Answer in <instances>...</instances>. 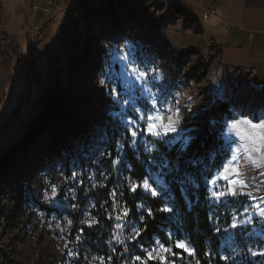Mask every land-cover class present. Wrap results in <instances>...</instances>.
Listing matches in <instances>:
<instances>
[{
    "label": "rangeland",
    "instance_id": "obj_1",
    "mask_svg": "<svg viewBox=\"0 0 264 264\" xmlns=\"http://www.w3.org/2000/svg\"><path fill=\"white\" fill-rule=\"evenodd\" d=\"M248 1L264 6V0ZM29 2L0 0V151L14 147L40 113L49 89L59 92L65 107L32 141L14 148L0 174V264H101V260L109 264L90 248L83 233L84 227L95 225L94 197L108 185L113 240L126 251L120 264L161 263L147 256L163 244L159 240L145 251V259L127 256L137 231L117 194V166L111 167L102 150L93 151L104 142L96 127L113 123L127 130L126 120H133L143 129L140 115L158 114L157 123L166 124L178 111L177 131L157 139L186 141V119L215 100L226 102L234 118L243 113L258 122L256 117L264 116V87L250 83L243 71L247 67L243 53L237 52V60L229 45L228 34L234 39L242 28L240 0H113L112 4L80 0L67 13L63 28L61 9L55 11L57 22L46 20V30L33 49L28 40ZM209 5L216 7L217 17L203 20L202 9ZM180 7L185 16L178 14ZM240 39L244 48L247 38L242 34ZM6 47L11 50L5 54ZM15 48L30 55L40 71L31 74L30 81ZM225 54L237 62L227 65ZM5 58L13 60L14 70L7 68ZM75 114H84L82 121L75 122ZM230 122L223 133L229 153L223 165L232 155L229 145L242 143L235 130L229 135ZM146 136L153 137L141 131L130 146L137 148L138 140ZM241 155L238 168L233 171L230 166L227 179L219 178L220 169L211 178H216L215 184L208 181L209 199L217 212L219 252L226 264H264V256L250 251L264 250V217L255 207L264 208V167H255ZM253 155L264 164L259 154ZM124 180L133 185L129 178ZM149 183L160 195L162 179L155 174ZM213 191L225 195L216 201ZM233 220L238 224L235 229L230 227ZM174 245L165 246L175 252ZM159 254L167 255V264H190L180 254Z\"/></svg>",
    "mask_w": 264,
    "mask_h": 264
},
{
    "label": "trees",
    "instance_id": "obj_2",
    "mask_svg": "<svg viewBox=\"0 0 264 264\" xmlns=\"http://www.w3.org/2000/svg\"><path fill=\"white\" fill-rule=\"evenodd\" d=\"M108 1L113 3V0ZM185 13V9L180 7L178 14L185 16ZM194 18L192 16L191 20ZM10 50L6 47L3 53ZM12 50L17 55L18 62L26 66L25 79L30 81L31 74L40 71H37L30 55H22L16 48ZM4 60L7 61V68L14 70L13 60ZM11 81L12 74L8 78V82ZM64 107L59 92L49 89L42 98L40 113L14 142V147L0 151V174L8 166L14 148L32 141L46 124L56 121V115ZM233 118L226 102L215 100L186 119L183 127L187 131L186 141L168 143L146 136L144 140H138L137 148L130 146L132 139L126 129L113 123L98 124V135L104 142L93 151L99 154L102 150V155L109 157L112 168L113 160L121 161L117 165L120 174L117 179V194L128 212L131 226L136 231L140 230V235L132 243H128L130 245L127 250L131 251L127 255L129 259L131 255L145 259V251L154 245L155 240L168 246L182 239L195 254L187 255L175 247L173 250L188 259L190 264H226L219 252V237L214 222L217 212L209 199L207 188L208 181L228 159L223 133L226 121ZM146 143H150L152 147H146ZM90 150L86 148V152ZM155 174L164 184L158 196L145 193L141 187L132 191V186L124 180L127 177L135 184L144 179L151 180ZM94 198L96 223L92 227L83 228L84 236L89 240L90 248L101 254L109 264H120L126 251L122 244L117 243V239L113 240L114 219L108 216L110 185L99 191V195ZM165 207L171 211H162ZM146 264L161 263L147 260Z\"/></svg>",
    "mask_w": 264,
    "mask_h": 264
},
{
    "label": "snow or ice",
    "instance_id": "obj_3",
    "mask_svg": "<svg viewBox=\"0 0 264 264\" xmlns=\"http://www.w3.org/2000/svg\"><path fill=\"white\" fill-rule=\"evenodd\" d=\"M139 75L141 77H145L146 74L144 72H140ZM157 108L156 103L154 102L152 104L151 111L155 112ZM139 120L144 121V128L141 129L140 125L136 123L133 120H126L127 131L130 133L132 139V142L135 143L136 137L140 134L141 131H146L148 134L152 135L156 138H163V136L168 135L169 133H175L177 131V127L179 126L181 122V118L179 116V112L177 111L175 119L173 117H168V122L166 124H158L157 121L161 120V117L157 115H151V114H145L140 115ZM256 120L258 122H254L251 115L245 116L243 113H241V118H233L231 122L227 125L229 128V135H233V131L235 130L237 134L239 135V139L242 141V143L235 148L231 147V144L229 145L230 151L232 153L230 160L222 166L220 172H219V178L227 179V173L229 172L230 166H232V170L236 171L238 168V161L243 158L241 155V152L246 156L248 160L252 162L255 167L260 168L264 167V164H261L258 162V160L254 157L255 154H259V160L264 161V116L256 117ZM245 126V127H241ZM232 143H235V140L232 141ZM113 166H117L121 161L119 159L113 160ZM237 174H239L237 172ZM261 175H264V172L261 173ZM216 178H213L209 181L210 184H215ZM243 187H247V184H243ZM137 187H143L145 191H150L152 196H158L159 193L156 191L155 188H152L149 180L144 179L141 182H137L132 185L131 190L135 191ZM56 189L53 186L52 192L55 193ZM224 192H212V196L215 198L216 201H220V198L224 196ZM232 195H236V192L233 191ZM250 195V194H249ZM255 207L259 209V215L261 217H264V208H261L259 204H256ZM162 211H171L170 208L165 207L161 209ZM127 215V211L124 213ZM149 215H151V212H149ZM95 221H93L94 223ZM71 221H69V224ZM91 226V225H89ZM230 227L232 229H235L238 227V224L235 220L232 221ZM219 231V229H217ZM225 231H228V229H225ZM140 235V230H137L136 237ZM176 248L182 249L185 253L188 255H194L195 252L192 248L189 247V245L182 239H178L175 241ZM251 251V254L253 256L260 255L264 256V250H261L259 252L257 251ZM156 253V255H154ZM159 253H165L170 254L172 256H179V253L173 252L172 248L166 247L164 244H159L158 249H152L147 253L148 259H159L161 264H167L168 257L167 255H160ZM95 259V258H94ZM137 260H140L141 257H136ZM182 259V257H181ZM101 264H104V261L101 260ZM146 264V261L144 262Z\"/></svg>",
    "mask_w": 264,
    "mask_h": 264
},
{
    "label": "crops",
    "instance_id": "obj_4",
    "mask_svg": "<svg viewBox=\"0 0 264 264\" xmlns=\"http://www.w3.org/2000/svg\"><path fill=\"white\" fill-rule=\"evenodd\" d=\"M241 15L238 18L242 21V28H238L235 35L228 34L229 45H233L234 57L240 60L237 52L243 53L242 57L247 63V67L243 70L248 73L250 83L264 87V6L253 4L248 0H240ZM247 25L258 24L260 28H251ZM246 36L247 42L245 49L243 48V41L240 39L241 35ZM213 43V42H212ZM215 45V44H214ZM219 52V51H218ZM227 65L236 63L237 61L226 58ZM219 60H222V57ZM253 70V72H250Z\"/></svg>",
    "mask_w": 264,
    "mask_h": 264
},
{
    "label": "built area",
    "instance_id": "obj_5",
    "mask_svg": "<svg viewBox=\"0 0 264 264\" xmlns=\"http://www.w3.org/2000/svg\"><path fill=\"white\" fill-rule=\"evenodd\" d=\"M80 0H30L29 2V22H30V34L28 40L31 43L32 49L35 44L40 41L41 36L46 30V20L52 22L58 21V16L55 14L56 10L61 9L63 20L62 28L66 22L67 13L72 9L74 3ZM210 17H217L216 7L209 5L207 8L202 9L201 18L206 20ZM253 72V70H250Z\"/></svg>",
    "mask_w": 264,
    "mask_h": 264
},
{
    "label": "bare ground",
    "instance_id": "obj_6",
    "mask_svg": "<svg viewBox=\"0 0 264 264\" xmlns=\"http://www.w3.org/2000/svg\"><path fill=\"white\" fill-rule=\"evenodd\" d=\"M84 116V114H82V115H80V114H75V116H74V121L75 122H80V121H82V117Z\"/></svg>",
    "mask_w": 264,
    "mask_h": 264
}]
</instances>
